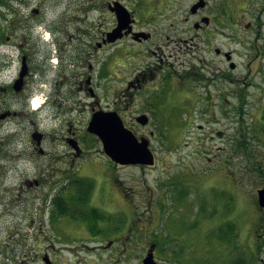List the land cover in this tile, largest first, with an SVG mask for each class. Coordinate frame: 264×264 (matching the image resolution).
I'll list each match as a JSON object with an SVG mask.
<instances>
[{
	"label": "flooded vegetation",
	"instance_id": "flooded-vegetation-1",
	"mask_svg": "<svg viewBox=\"0 0 264 264\" xmlns=\"http://www.w3.org/2000/svg\"><path fill=\"white\" fill-rule=\"evenodd\" d=\"M180 12L181 0H0V174L16 173L5 165L22 163L25 169L19 174L36 175L25 178L21 188L38 190L47 184L55 191L39 195L52 197L48 228L38 229L32 220L29 230L21 231L16 263L197 264L214 251L222 255V264H264V207L259 203V192L264 190L263 164L243 167L235 179L224 165L226 213L215 228L213 222L205 229V240L200 243L196 219L190 233L174 230L175 206L187 199L185 190L161 182L158 197L150 188L149 195L141 192L143 197L136 200L130 194L133 186H127L128 169L156 167L159 159L151 141L158 139L164 144L173 136L172 131L163 130V121L157 116L160 105L155 92L159 84L175 86L177 79L168 72L157 76L164 69L161 56L157 63H141L151 46L160 49L152 27L166 21L164 29L173 33L181 24L194 32L189 39L168 37V44L161 43L166 47L179 42L196 46L194 60L199 67L191 68V79L204 89L202 101L208 106L214 107L211 87H220L217 98L222 107H228L230 92H223L222 84L241 83L243 88L233 92L244 95L239 98L243 106L249 102L248 90L255 86L249 75L241 79L231 75L238 68L235 53L215 46L209 30L255 31L256 36L243 44L253 50V62L259 61L261 66L264 0H194L184 19ZM213 57L218 59L211 61ZM120 67L124 70L119 71ZM36 99L42 102L39 109L34 108ZM80 107L87 110L88 117L69 116ZM102 110L118 113L139 139L150 141L153 165H123L105 154L100 138L88 131L93 115ZM132 110L137 111L128 119ZM141 117L148 121L146 125L141 124ZM45 122L55 130L46 129ZM184 167L191 168L188 179L195 205L199 178L194 173L201 167L181 166L179 174ZM209 172L203 170L201 177ZM203 181L205 186L212 185ZM247 183L252 190L250 198L242 187ZM170 194L175 195V201L169 207L165 201ZM243 199L250 200L258 213L248 248L240 223ZM142 205L146 206L143 212L135 208ZM155 218L157 229L152 227ZM213 234L218 237L215 242Z\"/></svg>",
	"mask_w": 264,
	"mask_h": 264
},
{
	"label": "rangeland",
	"instance_id": "rangeland-1",
	"mask_svg": "<svg viewBox=\"0 0 264 264\" xmlns=\"http://www.w3.org/2000/svg\"><path fill=\"white\" fill-rule=\"evenodd\" d=\"M192 1L194 0H181L180 17L182 19L186 16V10L189 9ZM165 24L167 22L162 21L161 25L157 26L158 28H151L152 32H157L156 37L161 50L157 49L156 46L148 45L151 46L152 50L144 52L141 63L145 61V63L151 62L154 64L162 57L164 61L161 65L164 69H160L157 76L159 77V75L168 72L173 74V76L175 75L177 79L176 83H174L175 86L171 83L159 84L155 92L160 105L157 110V116L163 121V130L169 134L172 131L173 136L164 144L158 139L151 141L152 148L159 159L154 169L145 171H141L138 168L128 169L125 179L127 178L129 189L133 186V192L130 194L136 200L143 197L142 193L149 195L150 188L154 190L155 196L158 197L161 192V182L172 183L178 186L180 190H185L188 193L187 199L177 202L175 206L173 216L174 230L190 233L192 221L196 219L197 227L195 229L198 235V242L200 243L205 240V229L212 225L213 222H215V228L216 223L218 221L221 222L223 214L226 213L224 186L227 183V179L222 173L224 165L229 167L226 171H230L232 178L239 175L240 169L245 166L264 165V56L261 57V66H259V61L253 62V50H250L248 45L243 44L256 36L253 30H209L211 38L214 39L216 44L215 46L235 53L233 58L238 68L231 75L237 79L249 75V81L253 82L255 86L248 90L249 96L247 98L249 102L243 106L242 104L240 105L239 98H243L244 95L238 96L233 92L243 88L241 83L225 82L222 84L223 92H230L228 94V107H222L221 99L217 98L220 87L218 89L211 87L209 92L215 99L214 107L212 105L208 106L202 101L205 97L204 89L191 79V75H193L191 74V68L193 66L199 67V63L194 60L196 46L179 42L166 47L161 43L164 41L165 44H168V37L171 39L175 37L189 39L195 36L194 32L188 30L187 25L181 24L180 29H175L173 33V30L169 28L164 29ZM199 35L204 36L202 32H199ZM173 48H175V51L171 53ZM154 52L155 55L153 54ZM170 54H173V56L170 57ZM209 54L213 56V52ZM216 59L218 58L213 57L211 61ZM166 68L170 70L168 71ZM123 70L124 68H119V71ZM189 76L190 79L185 80ZM180 79L183 80L182 84L176 86L179 81H182ZM190 87L192 92H190ZM106 102V100L103 101V106L106 105ZM225 108H228L227 112ZM78 109L77 112L70 111L69 116L74 114L75 116L73 117L81 119L88 117L87 110L85 112L82 107ZM136 111H130L126 117L128 119L133 118ZM227 113L228 115L226 116L225 114ZM204 120L214 121L213 123H204ZM156 124L159 126L158 121H156ZM44 126L48 130H55V127L48 122H45ZM52 126L54 127L53 129ZM131 128L133 129V127ZM151 128L152 126H150ZM144 131H147V129ZM219 132L224 133V135L219 136ZM176 150L182 151V153H170V151ZM99 158L102 163L107 164L108 161L105 157L100 156ZM9 165L13 167V171L16 173L0 174V264H18L15 260V247L19 245L17 242L21 239V231H28L32 220L36 221L35 225L39 227L38 229L48 228L47 217L53 209L52 197L40 198L39 195H49V193L55 192L54 188L51 187L52 185L47 184L38 190L21 188L20 185L25 178H32L36 174H32V172L19 174L20 172L18 171L25 169L22 163L6 164V169ZM185 165H189L193 169L197 165L201 167L197 169L196 173H194L195 170L193 171V169V172L191 171V174L194 173L199 178L195 205L191 202L190 196L192 195H190L188 179L191 168L184 167L181 174L178 173L181 171V166ZM15 166L20 168L18 169ZM203 170H211V172L201 177ZM206 176H208L207 179H205ZM202 180H204L203 182L207 180L210 182L208 185H212L205 186ZM242 187L244 188L245 196L250 198L252 194L250 184L247 183L242 185ZM165 190L168 191L167 188L163 191ZM155 196L152 195L154 198ZM174 197V194H170L166 198L167 206L173 205ZM242 203L240 223L241 221L243 222L242 226H244V229L242 230L246 237V248H248L253 243L251 230L253 223L256 222L258 213L250 200L243 199ZM145 207L142 205L135 208L143 212ZM212 209L217 213V216H211L214 214V212H211ZM157 224V218H155L152 227L157 229ZM212 238L215 242L218 237L213 234ZM209 239L211 238L209 237ZM244 254L245 256L249 255L246 250ZM206 256L207 260H198L197 264L223 263L222 255L216 254L214 251L206 254ZM261 257L264 259V252Z\"/></svg>",
	"mask_w": 264,
	"mask_h": 264
},
{
	"label": "water",
	"instance_id": "water-1",
	"mask_svg": "<svg viewBox=\"0 0 264 264\" xmlns=\"http://www.w3.org/2000/svg\"><path fill=\"white\" fill-rule=\"evenodd\" d=\"M140 122L146 125L148 121L142 118ZM88 131L100 138L105 154L113 161L123 165L154 164L150 141L144 137L139 139L130 129L126 128L118 113L103 110L96 112ZM259 203L264 207V190L259 192Z\"/></svg>",
	"mask_w": 264,
	"mask_h": 264
},
{
	"label": "bare ground",
	"instance_id": "bare-ground-1",
	"mask_svg": "<svg viewBox=\"0 0 264 264\" xmlns=\"http://www.w3.org/2000/svg\"><path fill=\"white\" fill-rule=\"evenodd\" d=\"M41 100L40 99H36L35 104H34V108L35 109H39L41 107Z\"/></svg>",
	"mask_w": 264,
	"mask_h": 264
},
{
	"label": "trees",
	"instance_id": "trees-1",
	"mask_svg": "<svg viewBox=\"0 0 264 264\" xmlns=\"http://www.w3.org/2000/svg\"><path fill=\"white\" fill-rule=\"evenodd\" d=\"M246 147V146H245ZM248 148V147H247Z\"/></svg>",
	"mask_w": 264,
	"mask_h": 264
}]
</instances>
